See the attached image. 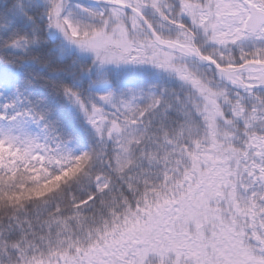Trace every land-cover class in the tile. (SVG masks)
Masks as SVG:
<instances>
[{
  "label": "snow or ice",
  "instance_id": "obj_1",
  "mask_svg": "<svg viewBox=\"0 0 264 264\" xmlns=\"http://www.w3.org/2000/svg\"><path fill=\"white\" fill-rule=\"evenodd\" d=\"M0 264H264V0H0Z\"/></svg>",
  "mask_w": 264,
  "mask_h": 264
}]
</instances>
